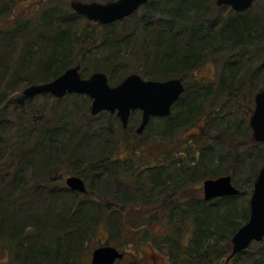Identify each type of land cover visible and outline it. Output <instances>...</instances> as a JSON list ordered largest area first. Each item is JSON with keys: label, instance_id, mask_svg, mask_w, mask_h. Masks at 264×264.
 <instances>
[{"label": "trees", "instance_id": "obj_1", "mask_svg": "<svg viewBox=\"0 0 264 264\" xmlns=\"http://www.w3.org/2000/svg\"><path fill=\"white\" fill-rule=\"evenodd\" d=\"M110 1L114 0L99 2ZM211 3L208 0H151L131 17L105 26L56 8L52 15L49 12L42 15L39 30L42 45L37 54L33 49L28 50L26 39L25 48L14 44L19 38L17 32L10 35L8 42L15 48L10 60L7 57L1 63L5 65L0 84V247L12 254L14 264H78L85 243L102 224L111 231L125 232L129 221L133 226L129 235L137 240L141 229L126 219L123 209L128 206L139 211L135 213H142L141 217L166 218L169 232L157 233L155 241H170L171 264L225 263L233 235L248 222L251 213L250 198L244 208L235 205L246 194L241 187L237 185L240 190L237 196L215 199L218 202L186 199L189 180L195 179L198 172L182 167V160L175 161L180 167L175 170L169 157L147 167L136 165V169L129 165L131 162L115 156L126 134L132 136L129 139L132 158L139 156L138 140L152 137V142L160 144L162 138L168 139L177 130L203 122L197 137L199 153L193 158L201 159L200 164L206 171L201 179L231 175L234 180L235 174L250 163L252 195L264 161V144L252 138L248 125L241 123L235 127L232 122L235 118L245 122L251 117L254 109L244 103L248 93L257 94L264 89V58L260 62L252 60L248 65L228 59L217 83L196 80L193 87L189 79L194 70L223 47L232 46L233 51L243 47L263 51L264 6L257 8L253 4L245 13L229 10L225 16L222 12L214 15ZM224 8L223 11L228 9ZM141 10H145L144 16L137 20ZM157 11H161L160 16H152ZM133 18L137 22L130 27L132 32L121 37L117 29ZM141 21H145L143 27H140ZM96 25L109 31L100 36L94 34L83 45L87 31L92 32L90 26ZM139 27L144 44H135L140 52L131 53L136 55L125 56L122 47L128 49L133 45ZM24 36L28 38L27 34L20 35ZM85 61L96 72L107 73L113 86L130 75L129 64L136 62L137 69L133 70H139L146 79L180 78L186 90L174 105L171 116L160 119L159 131L151 130V122L140 136L134 132V125L140 122L137 112L131 115L128 128L123 129L114 114L102 112L93 116L87 110L82 116V109L63 106L65 97L54 99L50 94L26 97L22 93L23 88L50 82ZM17 84L21 86L15 90ZM224 96L234 99V105L231 102L228 106L231 117L213 129L211 126L217 122L214 119L225 115ZM85 104H90L89 98ZM208 128L215 132V144L220 146V151L207 146L204 135ZM244 131H249V136ZM233 132L243 137L242 140H234ZM221 133L225 138L232 137L230 147L220 141ZM204 146L214 155L209 158ZM226 146L232 150L227 155ZM224 157H228L226 163L222 161ZM65 167H73V174L85 179L87 193L58 188L63 183ZM139 167L147 173L145 178L141 177ZM119 199L121 204L116 203ZM119 225L124 229L120 230ZM259 246L258 252L251 251L250 247L229 264H264V241ZM125 254L136 260L142 258L135 251H125Z\"/></svg>", "mask_w": 264, "mask_h": 264}, {"label": "rangeland", "instance_id": "obj_2", "mask_svg": "<svg viewBox=\"0 0 264 264\" xmlns=\"http://www.w3.org/2000/svg\"><path fill=\"white\" fill-rule=\"evenodd\" d=\"M71 1L72 0H0V84L2 83V80H3L2 79L3 75L1 71H4V67L2 66L5 65V64L1 65V63L6 62L7 57H9V60H10V56L12 52H14L13 50L15 48L14 46L10 45L8 42V40H10V35L17 32L19 38L16 39L14 44L18 43L19 45L24 47L26 44L25 42V39H26V41H29L28 50L33 49V53L35 52V54H37L36 51L40 49V45H42L41 39L39 38L41 37L40 33H42L39 31L42 27V15L49 12L48 14L50 16L52 15L53 10L56 8L60 9V11L66 12L67 15H72V14L74 15L75 12L71 7ZM78 1L88 2V1H93V0H78ZM95 1H104V0H95ZM208 1L209 3L212 2L211 5H213L214 15L221 14L222 12L225 16H228V13L230 12L229 10L235 12L231 7H227L228 9L223 11L225 8L219 7L217 5V0H213V1L208 0ZM254 5H256L257 8L262 7L264 6V0L255 1ZM144 11L145 10H141L139 12L140 14L138 15L137 20L141 18L142 16H144ZM158 12L160 13L161 11L155 12L152 16L159 17L160 15ZM135 22H137L135 18H133L132 20H128L124 24L125 27L122 26L125 28L123 31H122L123 28L119 27L117 31L120 32V36L121 37L127 36L129 31L131 33L132 29L130 27L135 25ZM140 23H141L140 27H143L145 21H141ZM140 27H139L140 30H138L136 33L137 37L134 39L133 45H131V47L128 49L127 47H122L123 49L122 51L125 54V56L136 55V53H131L133 51L140 52L139 51L140 49H138L139 47L135 45V44L141 45L142 43L144 44L143 33H141L142 29ZM90 29L92 30V32L90 30L87 31L88 35L84 37L83 45L88 44L91 41L92 39L91 37H93L94 34L100 36L101 34L107 33L109 31L108 29H105L104 26H101V25L90 26ZM126 29H128L127 32H125ZM21 34L23 35L27 34L28 38L26 36L20 37ZM85 39H87L88 42ZM219 47H221V45H219ZM219 47H216V48H219ZM231 47L232 46L223 47L217 50V52H214V55L212 56V58H210L208 62L199 66L196 70L192 72V74L190 75L189 84H191L194 87L196 85V80L204 82L206 84H211V82L217 83L220 80V77L224 72L223 67H224L225 62L228 61V59L232 60L233 62H237V64L245 63L248 65V63H251L252 60L256 62H260L264 58V53H262L264 50L262 51V49L260 50L258 48H253V47L247 49L243 47L239 49L240 51H233ZM135 48L137 49L133 50ZM225 51H229V52L224 53ZM84 63L80 62L81 74L83 78H88L91 74L95 73L96 71L94 70V68L87 66L86 61ZM129 66L131 67L130 74L138 73L143 78H145L139 72V70L134 71L135 69H137L136 62L129 64ZM111 85L113 86L112 83ZM20 86H21L20 84H17L15 86V90H18ZM214 86L216 87L217 85L215 84ZM24 89L25 88H23L22 93ZM1 90L2 89L0 88V91ZM75 96H80L83 98H76ZM255 96H256V93L254 92L248 93V100L244 103V105L247 108H251V109L255 108ZM224 97H225L224 103L227 104L225 115H223L222 118L216 117L217 120L216 118L214 119L217 122L211 126L213 127V129H216L221 123H223L227 119H230L231 117V115L228 112V106H231V102H232V106L234 105V99L229 100L227 96H224ZM87 98L89 97L86 95H79V94L67 95V97H65L63 100L64 101L63 106L68 104L69 106L78 107V109L83 110L82 116H85L84 113L87 110L91 113L92 101L89 98L90 104L86 106L85 102ZM54 99H58V98H54ZM38 102L42 103L41 100H39ZM51 103H53V101ZM137 113H139L140 120H141V112L138 111ZM249 121H250V118L246 119L245 122L242 119L235 118L232 124H234L235 127H238L241 123L242 124L245 123L251 128ZM151 122H152L151 130L154 133H156L157 131H159L158 128L162 126L161 125L162 122L160 119H157V118L152 119ZM139 123L140 122L134 125V132L136 134H137L136 129L138 128ZM202 126H203V122H199L197 126L190 125L188 127H183L177 130L168 139L162 138L161 142L159 141L160 144H156L152 142L153 140L152 137H148V138L145 137L140 140L137 139L138 141H140V144H139L140 149L138 150L140 153H139V156H133L132 158H131L130 151H129L130 149H132V146H129L130 144H132L131 142L132 136L126 134L125 137H123V140H122L123 142L120 145L121 147L117 150V152L115 153V156L116 158H120L121 160L131 162L129 163V165H132V167L136 169L138 168L140 164L143 165V167L144 166L147 167V166L162 163L164 162L166 157L167 158L169 157V160L172 161L173 163L172 167L175 170L176 168H180L178 163H175V161L182 160L183 162L182 167L185 166V167L191 168V171L198 172L197 176H195V179L193 180L188 179L190 181V183H188L189 194L185 196L186 199L201 198L202 200H204V194L202 190L204 179H201V178H202V175L204 176L206 171L203 168V166H201L202 164H200L201 159L193 160L196 154L199 153L198 150L200 149V146L197 142V137H198V131L200 127ZM250 131H251L250 134L253 138L252 128L250 129ZM244 132L246 135L249 136V131H244ZM206 133L207 134L204 135V138L206 139L207 146L210 147L211 150L216 149L220 151V146L215 144V138H214L215 132L212 129L208 128ZM221 134L222 135L220 136V141L226 142L229 145V147L232 145V141H231L232 137H235L234 140H237V141H241L242 140L241 138H243V137L239 138V135L236 132H233L232 133L233 136L230 138H225L223 137L225 135L223 133ZM216 138L218 139V137ZM128 141L130 142L128 143ZM189 142H192V143L189 144ZM207 146H204V148H206L208 152L209 149H207ZM254 148L257 149V147H254ZM242 150H244V148H242ZM210 151L208 153L209 158H210V155L211 156L214 155V153ZM230 151L232 150H230V148L228 149L226 146V150H225L226 155L230 154ZM247 151H248V148H247ZM227 158L228 157H224L222 161L226 163L228 160ZM218 164H220V162ZM262 165L263 163H261V167ZM139 171H141L140 167H139ZM252 171L253 170L250 166V163H248L246 166H244L241 170H239L235 174V177H234L235 181L233 180L234 185L236 187L238 185L246 193L244 197L239 198L235 202V205L237 204V206L242 207V208L246 207L248 198H250L251 200L252 195L250 196V192H249V188H250L249 177ZM73 172H74L73 167H68V168L65 167V169L62 170L63 183L58 184L57 185L58 188L67 187L65 184V180L68 177L78 176V175H74ZM145 174L147 175L146 172H143V171L140 172V175L142 178H145ZM231 174H233V172ZM198 179L200 180L199 182H197ZM206 202H210V201H206ZM215 202H218V201L215 200ZM116 203L121 204L122 203L121 199H119V201ZM125 208L123 209V212H126L125 216L128 217L126 219L132 220L133 223L137 227H139V229H141L140 234L136 238L137 240H134V236L129 235L131 228L133 227L131 222L129 221L126 223L127 229H125V232L123 230L119 231L118 228L114 229V230L118 229V231H115V232L111 231L110 228L102 224L99 227V229L94 232V235L92 236V238L87 243H85L84 249H82V253L80 255V262L78 264H90L91 259H92L93 250L103 244H113L122 251H128V252L135 251L138 257H142V258H139L140 260L139 259L136 260V258L127 254L123 261L118 262L116 264H171L172 263L170 254L173 250L171 249V246L169 245L170 241L167 239H165L164 241H162V239H158L157 241H155V238L156 237L158 238L157 233H163V232L168 233L169 232L168 223L167 221H165L166 218L164 217L162 220H159V217L158 218L156 217L145 218L144 216L141 217L142 213L141 214L135 213L139 211L132 210L130 206H128L127 209ZM155 215L159 216L161 214L155 213ZM119 226H120L119 227L120 230L124 229L122 228V225H119ZM58 236H61V235H58ZM129 244L130 245L133 244V246L128 247ZM259 245H261V242L253 243L251 245V249H252L251 251L258 252L260 250ZM0 248L1 250H3L2 252H0V264H14L12 254L9 251H5L6 250L5 248H2V247ZM231 250H232V243L230 244V247L228 248V252L230 253Z\"/></svg>", "mask_w": 264, "mask_h": 264}, {"label": "water", "instance_id": "obj_3", "mask_svg": "<svg viewBox=\"0 0 264 264\" xmlns=\"http://www.w3.org/2000/svg\"><path fill=\"white\" fill-rule=\"evenodd\" d=\"M150 1L114 0L103 3L72 0L71 7L89 21L110 25L130 17ZM254 2L255 0H217V5L231 7L236 13H244L251 9ZM185 90V83L180 78L146 80L137 73L130 74L120 84L111 86L104 72H95L88 78H83L81 65L78 64L50 82L28 86L23 94L26 97L50 94L58 99L68 94L86 95L92 100L93 116L102 112L116 114L124 129L129 125L131 114L141 111V124L136 130L141 135L153 118H167L171 115L174 105ZM249 123L255 141L264 144V89L255 96V108ZM65 183L73 191L87 193L86 183L79 176H70ZM202 187L205 201L237 196L240 193L231 175L206 179ZM250 207L249 220L233 235L232 250L224 264H229L237 254L248 250L253 243L264 240V161L254 184ZM123 258L124 253L116 247L104 245L93 251L91 264H116Z\"/></svg>", "mask_w": 264, "mask_h": 264}, {"label": "bare ground", "instance_id": "obj_4", "mask_svg": "<svg viewBox=\"0 0 264 264\" xmlns=\"http://www.w3.org/2000/svg\"><path fill=\"white\" fill-rule=\"evenodd\" d=\"M254 111V110H253ZM250 212H251V207H250Z\"/></svg>", "mask_w": 264, "mask_h": 264}, {"label": "flooded vegetation", "instance_id": "obj_5", "mask_svg": "<svg viewBox=\"0 0 264 264\" xmlns=\"http://www.w3.org/2000/svg\"><path fill=\"white\" fill-rule=\"evenodd\" d=\"M141 124V120H140V123H139V125Z\"/></svg>", "mask_w": 264, "mask_h": 264}]
</instances>
